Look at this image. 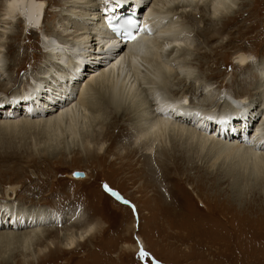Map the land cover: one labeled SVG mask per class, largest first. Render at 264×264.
I'll return each mask as SVG.
<instances>
[{
  "label": "bare ground",
  "instance_id": "6f19581e",
  "mask_svg": "<svg viewBox=\"0 0 264 264\" xmlns=\"http://www.w3.org/2000/svg\"><path fill=\"white\" fill-rule=\"evenodd\" d=\"M142 1L3 0L0 3V135L38 127H43L41 129L45 131H56L68 123L66 126L71 136H76L81 125L82 130L87 129V126L92 129L91 125L95 124L102 125L93 133L87 131L89 129L85 130L89 134L84 137L88 146L85 157H90L97 149L101 152L106 148V137H102V134L115 124L117 127L121 122L130 121L133 133L130 140L134 141L135 146L130 147L128 154L132 156V153H138L148 160V167L143 172L148 169L149 173H154L152 177L155 182L160 183L163 179L166 181L171 172L168 167L164 169L166 174L162 177L157 172L163 164L159 154L161 150L167 149L159 146L160 142L176 144L177 141L185 140L187 146L188 143L196 142L199 148L213 152L216 161L221 157L234 158L246 166L252 165L256 170L264 169V60L258 61L249 53L235 56L238 66L235 65L234 70L248 69L247 77L251 87L255 82L253 88L250 87L249 97V93L239 97L243 100H234L224 88L214 87L216 83L209 82L204 73L196 75L194 67L196 62H200L205 68L214 60L212 55H215L216 47L210 44L215 43L217 36L223 38L224 33L231 29L230 25L248 24L251 21L256 0H147L152 9L151 15L147 16V29L138 34L135 42L119 49L116 41L108 38L101 30V14L108 10L111 13L137 12L142 5H146ZM49 8L53 12L49 13ZM245 13L246 20H243ZM49 18L53 21L46 24L45 20ZM190 22L201 27L200 33H196H199L200 41L211 47L209 55H203L202 52L195 55L197 51L193 52L192 45L196 42L189 27ZM23 28L28 31L41 30V44L45 52L40 70L32 75L27 71L28 74L24 75L25 78L17 86L13 72L18 66L19 57L18 54L13 55L9 63L7 55L14 51L17 37L24 34ZM217 43L222 49L223 45ZM210 76L213 78V75ZM247 77L242 80L248 82ZM204 78L205 81L201 80ZM235 80L240 83L237 77ZM11 91L14 94L12 96L8 95ZM197 98H201L202 104L192 101ZM100 100L106 102L109 116H113L110 122H107L108 117L107 121L104 118L102 120L104 113L100 110L105 106ZM237 109L241 115H236V112V116H232ZM193 110H199L202 118H196V114L190 112ZM222 117L228 118L229 128L233 126L234 134L240 139L219 135L217 131L227 124L220 119ZM256 119V129L242 139L246 129ZM195 124L201 129L196 128ZM205 128L210 129L211 133L207 135ZM56 135L58 138L61 136L57 132ZM196 151L198 153L197 147ZM104 152H109V147ZM173 178L176 180L177 177ZM15 186L6 188L0 197V264H39L41 257L57 253L59 249H76L81 242H87L102 228L94 219L97 215L95 209L91 214L78 209L72 216L65 217L42 206L20 205L15 196ZM196 196L202 206L210 211L199 195ZM123 201L126 202L125 199ZM136 207L138 219L134 222L135 227L140 225L141 218L144 220L139 206ZM122 209L128 213L127 208ZM147 210L146 217L150 221L155 220L153 210L150 207ZM174 212V216L186 218L181 208ZM206 215H202L201 221L210 224L209 227L205 226L208 232L216 222ZM210 217H214L213 213ZM134 237L136 245L125 244L126 250L137 253L149 249L144 237L138 234ZM17 257L20 262L15 260Z\"/></svg>",
  "mask_w": 264,
  "mask_h": 264
},
{
  "label": "rangeland",
  "instance_id": "374dc122",
  "mask_svg": "<svg viewBox=\"0 0 264 264\" xmlns=\"http://www.w3.org/2000/svg\"><path fill=\"white\" fill-rule=\"evenodd\" d=\"M253 8L248 24L230 25L231 29L224 33L223 38L217 36L215 43L210 44L216 47V56L212 55L214 60L207 67L204 68L200 62L194 64L196 75L204 73L209 82L216 83L214 87L224 88L234 100H240L239 97L247 93L249 97L250 89L255 85L254 82L251 87L248 69L234 70L235 65L238 66L235 56L249 53L258 61L264 60V0L254 1ZM48 11L53 12L51 8ZM246 14H243V20H246ZM52 21L49 18L45 23ZM189 27L193 39L195 37L196 43L192 45L193 52L197 51L195 55L199 52L209 55L211 47L200 41L201 27L191 22ZM22 31L24 34L17 37L14 51L7 55L9 63L13 55L18 54L19 57L16 70L10 71L14 73V80L17 79V86L28 74L27 71L32 75L40 70L45 52L41 44V30L28 31L23 28ZM216 42L222 44L223 48H219ZM201 61L207 63L205 59ZM236 77L241 84L235 80ZM244 77L249 81L242 80ZM205 78L201 80L205 81ZM8 95H14L13 91ZM103 101L100 100L102 105L107 106ZM192 101L202 104L201 98ZM106 106L100 112L104 113L102 120L104 118L107 121L109 118L107 122H110L113 116H109L110 111ZM104 108L108 109V114ZM236 112V115H241L237 109L232 116ZM129 123L121 122L117 127L115 124L102 134V137H106L105 147H109V152H104L106 148L101 152L97 149L90 157H85L88 146L84 137L89 135L85 130L89 129L87 131L93 133L102 125H91L92 129L87 126L84 130L81 125L78 127L81 133L76 136H71L66 126L68 123L56 131L47 129L48 133L41 129L43 127H38L19 130V134L0 135V197L6 188L16 185L15 196L20 205L42 206L65 217L72 216L78 209L88 214L96 210L94 219L102 225L98 234L88 238L87 242H81L76 249H59L57 253L41 257L39 264H264V169L256 170L252 165L246 166L234 158L221 157L223 159L216 161L213 152L199 148L196 142L188 143V146L185 140L177 141L176 144L160 142L159 146L167 149H160L159 156L163 164L157 172L161 177L166 174L165 168H170L171 172L166 181L155 182L152 177L154 173H149L148 169L143 172L148 167V160L138 153H132V156L128 154L130 147L135 146L134 141L130 140L133 133ZM56 132L58 136L61 135L59 138ZM172 153L181 158H176ZM77 172L84 173V177H73V173ZM175 176L176 180L173 178ZM112 192L117 193L113 196ZM196 194L209 206L210 211L202 206ZM117 195L133 203L135 208L125 205ZM136 206H139L144 220L140 217L141 223L135 227L134 222L138 219ZM122 207L127 208L128 213ZM149 207L153 210L155 220L150 221L146 217ZM178 208L184 211L185 219L174 216ZM212 213L214 217H210ZM204 214L216 222L211 230L209 228L212 232H207L205 226L208 223L206 225V222L201 221ZM137 234L148 243L149 249L145 252L136 253L124 248L125 244L136 245L134 235ZM15 260L21 261L18 257Z\"/></svg>",
  "mask_w": 264,
  "mask_h": 264
},
{
  "label": "water",
  "instance_id": "95a60500",
  "mask_svg": "<svg viewBox=\"0 0 264 264\" xmlns=\"http://www.w3.org/2000/svg\"><path fill=\"white\" fill-rule=\"evenodd\" d=\"M85 174L82 172H77V173H73V177L77 178V177H83Z\"/></svg>",
  "mask_w": 264,
  "mask_h": 264
},
{
  "label": "snow or ice",
  "instance_id": "6c2138e0",
  "mask_svg": "<svg viewBox=\"0 0 264 264\" xmlns=\"http://www.w3.org/2000/svg\"><path fill=\"white\" fill-rule=\"evenodd\" d=\"M144 255H146V254H144Z\"/></svg>",
  "mask_w": 264,
  "mask_h": 264
}]
</instances>
